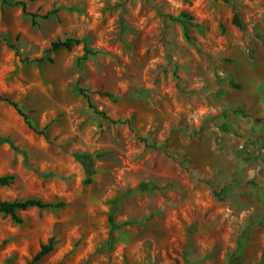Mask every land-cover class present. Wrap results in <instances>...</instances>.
Listing matches in <instances>:
<instances>
[{"label":"rangeland","instance_id":"obj_1","mask_svg":"<svg viewBox=\"0 0 264 264\" xmlns=\"http://www.w3.org/2000/svg\"><path fill=\"white\" fill-rule=\"evenodd\" d=\"M16 1L53 14L33 19ZM7 3L0 95L48 140L0 103V137L17 149L0 145V177H14L0 200L65 207L18 212L21 224L0 214V264H28L51 237L55 250L37 264H237L251 224L238 197L264 161V0ZM181 13L192 17L189 40L170 19ZM58 40L79 44L31 63ZM78 89L98 113L130 125L97 115ZM75 155L87 156L90 175ZM253 167L254 178L236 179ZM112 210L120 227L97 252Z\"/></svg>","mask_w":264,"mask_h":264},{"label":"trees","instance_id":"obj_2","mask_svg":"<svg viewBox=\"0 0 264 264\" xmlns=\"http://www.w3.org/2000/svg\"><path fill=\"white\" fill-rule=\"evenodd\" d=\"M1 2L5 5H7V0H1ZM11 6L13 7H19L21 9V11L23 12V14L25 15H29L31 16L33 19L36 18H40L41 20H47L53 13L52 12H48L44 15L38 16L36 14H30L27 11V4L24 1H16L14 3L11 4ZM171 21L177 22L179 23L182 28H183V35L184 38L186 40H189V35H188V29H187V25L189 24V21L192 20V17L188 16L186 13H181L180 16L178 18H170ZM232 24L234 26H236L239 29H242V24L239 20V17L237 14L234 15L233 20H232ZM79 44V41H72V40H66V41H61L58 40L56 42H53L50 46V48L45 51V54L39 58V59H35L33 61H31V63H36V64H42L45 62H52V59L50 57H47L46 54H53L59 50H66V51H70L74 45ZM15 50L16 54L18 55V51L16 49V47H11ZM79 93L84 96V98L86 99V102L89 106V108L91 110H93L97 115L102 116L104 119L109 120L110 122H112L113 124H122V125H130L128 121H113L111 119H109V117H107V115L103 112L98 113V111H96L95 107L92 106L90 100L88 99L87 95H85V93L78 89ZM0 103L6 104L11 106L16 112L17 114L24 120L25 124L27 125V127L36 135H40L42 136L45 140H48V135L46 133L47 128L45 127L42 130H38L34 127L31 126L28 116L20 109V107L13 102L12 100H10L9 98L0 95ZM139 141L141 142H146L145 139H140L138 138ZM2 144H10L11 148L14 149L15 151H17V149H15L13 147V145L4 138L0 137V145ZM75 158L78 162H80L85 170V172L90 175V170L92 168L91 163L88 161L87 156H82V155H75ZM14 181V177L11 175L8 176H3L0 177V186H8L10 185L12 182ZM92 182L91 178H87V180L85 181L86 184H90ZM118 201H115V205L117 204ZM65 207V203L62 201L56 202V203H44L41 200H36V199H28L25 201H14V202H6V201H2L0 200V214H3L4 216L9 217L13 222L17 223V224H21V219L18 216V212H22V211H26L28 209H38V210H60L62 208ZM114 210L111 211L109 217H108V223H109V233H108V238L106 243L101 246L97 252H103V251H107L109 249H111L112 247V243L114 240V232L120 227L118 225H116L115 220H114ZM195 223L191 224L188 228H187V232L188 235H190L191 231L195 230ZM56 247V242L54 237H51L50 239H48L46 244H43L40 246V249L38 251V253L31 259V261L28 264H37L39 263L45 256H47L48 254L52 253L55 250ZM237 259L235 260H231L228 262V264H235Z\"/></svg>","mask_w":264,"mask_h":264},{"label":"crops","instance_id":"obj_3","mask_svg":"<svg viewBox=\"0 0 264 264\" xmlns=\"http://www.w3.org/2000/svg\"><path fill=\"white\" fill-rule=\"evenodd\" d=\"M262 83V82H260ZM255 83L250 91V98H252L253 109L255 114L260 118L258 111L254 108L256 103H259V98L255 96L257 85ZM264 107V106H263ZM264 148V147H263ZM254 163L250 164L252 167ZM256 179L254 180V188L249 187L244 191V196H239V201L246 205L245 216L247 222H250L244 237L236 246L237 254L240 257L237 264H264V161L261 165L256 166ZM250 171L237 172L236 179L251 180L255 177L253 173L254 167ZM241 173V175H240ZM250 177V178H249ZM240 191H237L239 193Z\"/></svg>","mask_w":264,"mask_h":264}]
</instances>
